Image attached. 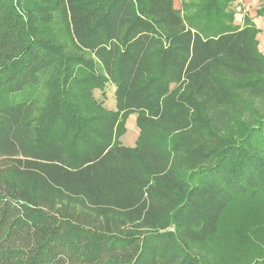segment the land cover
<instances>
[{"label":"trees","instance_id":"16d2710c","mask_svg":"<svg viewBox=\"0 0 264 264\" xmlns=\"http://www.w3.org/2000/svg\"><path fill=\"white\" fill-rule=\"evenodd\" d=\"M175 1L0 0V264H264L258 29Z\"/></svg>","mask_w":264,"mask_h":264},{"label":"rangeland","instance_id":"374dc122","mask_svg":"<svg viewBox=\"0 0 264 264\" xmlns=\"http://www.w3.org/2000/svg\"><path fill=\"white\" fill-rule=\"evenodd\" d=\"M188 1L189 0H177L175 2V8L179 10V12L182 15H185L187 13L184 7V3ZM234 1L232 3V9L235 12ZM240 13H242V9ZM240 13H236V14H240ZM113 89H114L113 84L107 83L106 88H105V94H102L99 90H94L95 97L98 99H103L104 105L108 109L115 108ZM137 117H138V114H135V113L122 117V124H121L122 128L119 129L116 134L117 143L123 144L125 146H129V147H134L138 143L139 127L137 125Z\"/></svg>","mask_w":264,"mask_h":264},{"label":"crops","instance_id":"0c3cea01","mask_svg":"<svg viewBox=\"0 0 264 264\" xmlns=\"http://www.w3.org/2000/svg\"><path fill=\"white\" fill-rule=\"evenodd\" d=\"M263 6L264 0H243L242 13L236 14L234 12L233 25L236 27H243L246 23H252L258 29L256 34L258 48L264 54V15L257 13Z\"/></svg>","mask_w":264,"mask_h":264},{"label":"built area","instance_id":"2783aa9c","mask_svg":"<svg viewBox=\"0 0 264 264\" xmlns=\"http://www.w3.org/2000/svg\"><path fill=\"white\" fill-rule=\"evenodd\" d=\"M242 1L243 0H235L234 1V6H235V12L236 13H240V11L242 9Z\"/></svg>","mask_w":264,"mask_h":264}]
</instances>
